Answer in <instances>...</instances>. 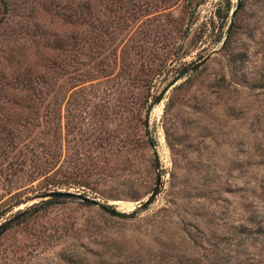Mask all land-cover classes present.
I'll return each instance as SVG.
<instances>
[{
	"label": "rangeland",
	"instance_id": "1",
	"mask_svg": "<svg viewBox=\"0 0 264 264\" xmlns=\"http://www.w3.org/2000/svg\"><path fill=\"white\" fill-rule=\"evenodd\" d=\"M6 221L0 264H264V0H0Z\"/></svg>",
	"mask_w": 264,
	"mask_h": 264
},
{
	"label": "water",
	"instance_id": "2",
	"mask_svg": "<svg viewBox=\"0 0 264 264\" xmlns=\"http://www.w3.org/2000/svg\"><path fill=\"white\" fill-rule=\"evenodd\" d=\"M234 14V12L232 13V15ZM206 59L200 61L199 63H197L192 69L195 70L197 69ZM158 181H159V177L157 178V183H156V186L154 187L153 191L151 192L150 196L140 204V207H145L146 205H148L154 198V196L156 195L157 193V188H158ZM50 197H71V196H77L79 198H81L83 201H86V202H94V200H91L89 199L88 197L86 196H81L79 194H75V193H72V192H68V191H57V192H54L52 194H49Z\"/></svg>",
	"mask_w": 264,
	"mask_h": 264
},
{
	"label": "trees",
	"instance_id": "3",
	"mask_svg": "<svg viewBox=\"0 0 264 264\" xmlns=\"http://www.w3.org/2000/svg\"><path fill=\"white\" fill-rule=\"evenodd\" d=\"M71 197H73V196H71ZM61 197H51V198H48V199H46V200H44V201H42V203H45V204H51V203H55L57 200H59ZM63 198V197H62ZM67 198V197H66ZM69 198V197H68ZM104 210H106V212L109 214V215H111V216H117V217H125V216H130L132 213H130V214H124V213H121V212H119V211H114L113 209H110L109 207H107V206H103L102 207ZM25 212H28V211H19L18 213H17V216L19 215V214H21V213H25ZM9 225H10V222H8V221H6V222H4V223H2L1 225H0V232H2L3 230H5L7 227H9Z\"/></svg>",
	"mask_w": 264,
	"mask_h": 264
}]
</instances>
